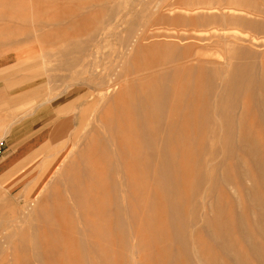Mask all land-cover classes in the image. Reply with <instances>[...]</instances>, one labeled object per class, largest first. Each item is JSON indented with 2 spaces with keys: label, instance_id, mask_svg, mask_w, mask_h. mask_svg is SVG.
Segmentation results:
<instances>
[{
  "label": "rangeland",
  "instance_id": "rangeland-1",
  "mask_svg": "<svg viewBox=\"0 0 264 264\" xmlns=\"http://www.w3.org/2000/svg\"><path fill=\"white\" fill-rule=\"evenodd\" d=\"M262 15L0 0V140L49 134L24 180L0 179V264H264V45L232 43L264 40Z\"/></svg>",
  "mask_w": 264,
  "mask_h": 264
},
{
  "label": "crops",
  "instance_id": "crops-1",
  "mask_svg": "<svg viewBox=\"0 0 264 264\" xmlns=\"http://www.w3.org/2000/svg\"><path fill=\"white\" fill-rule=\"evenodd\" d=\"M16 62L13 66L17 67L16 69H21L25 65L23 63H19L18 61L21 60L22 55H15ZM8 69H13L11 67H7L3 69L0 67V137L4 134V127L7 125V121L4 119L2 120V110H5V105L7 102V93L6 88L3 85H7L10 87V80L9 78H5L4 75L7 74ZM9 82V83H8ZM19 94V96H21ZM18 96V97H19ZM6 115V113H5ZM35 118L32 119V121ZM28 120V119H27ZM36 120V119H35ZM27 124H29L27 122ZM39 124H37L38 126ZM17 128V127H16ZM11 128V132L5 134L2 137L5 144V150L0 154V179L11 180L13 182L22 181L29 175V173L40 163V154L42 144L48 140L49 134L47 133H32L29 136H22L24 134V129L20 130ZM33 130V129H32ZM21 137L24 139L20 140ZM1 139V140H2ZM0 140V141H1ZM44 155V154H42ZM34 177V176H33ZM33 177L31 179H33ZM30 177L27 178V180Z\"/></svg>",
  "mask_w": 264,
  "mask_h": 264
},
{
  "label": "bare ground",
  "instance_id": "bare-ground-1",
  "mask_svg": "<svg viewBox=\"0 0 264 264\" xmlns=\"http://www.w3.org/2000/svg\"><path fill=\"white\" fill-rule=\"evenodd\" d=\"M202 3H203V2H202ZM224 3H225V2H224ZM230 3H231V1H230ZM204 4L206 5V1H205V3H203V5H204ZM220 4H221V2H220ZM200 5H201V4H200ZM205 5H204L203 7L200 6L201 8H197V7H198V6H197L195 9L193 8L192 10H193V12H194V10H197V13H200V15H203V16H206V17H207V16L211 17L210 15H214L213 13H218V12L220 13V14H218L220 17H221V15L224 16V14H225V7H222L224 4H223L221 7H216L217 5H216L215 7H214V6H206V7H205ZM226 5H227V4H226ZM191 6H192V5H191ZM191 6H190V7H191ZM224 6H225V5H224ZM232 6H233V5H232ZM232 6L230 5L229 7H232ZM235 6H236V5H235ZM235 6H233V7H235ZM185 7H186V6H185ZM193 7H194V6H193ZM186 8H188V7H186ZM186 8H185V10H187V11L189 12V8H188V9H186ZM191 8H192V7H191ZM181 9H183V8H181ZM241 9H243V8H241ZM241 9H231V8H228V7H227V8H226V11H229V10H230L231 13L235 12V14H238V13H239V15H241L242 12H243V14H245V13L248 12V11H247V12L245 11L246 9H245V10L243 9V11H242ZM260 9H261V8H260ZM170 10H171V9H170ZM170 10H169V11H170ZM183 10H184V9H183ZM183 10H182V11H183ZM185 10H184V11H185ZM231 10H232V11H231ZM253 10H254V9H253ZM257 10H258V9H257ZM261 10H262V9H261ZM177 11H178V10H177ZM182 11H180V12H182ZM262 11H263V10H262ZM262 11H260V12H262ZM171 12H172V10H171ZM190 12H191V10H190ZM190 12H189V13H190ZM184 13H185V12H184ZM186 13H187V12H186ZM191 14H192V12H191ZM195 14H196V13H195ZM227 14L229 15V13H227ZM233 14H234V13H233ZM243 14H242V15H243ZM252 14H253V12H252ZM254 14H256V12H255ZM258 14H259V13H258ZM185 15H186V14H185ZM245 16H246V18H247V16L249 17L250 15H245ZM262 16H264V15H262ZM262 16H261V17H262ZM239 17H240V16H239ZM239 17H238V18H239ZM223 18H224V17H223ZM255 18H257V16H255ZM232 19H233V18H232ZM239 19H240V18H239ZM247 19H248V18H247ZM221 21H222V19H221ZM225 21H226V20H225ZM212 28H213V27H212ZM223 30H224V29H223ZM230 30H231V29H230ZM225 31H226V30H225ZM225 31H224V32H225ZM240 31H241V30H240ZM214 32H215V30H214ZM227 32L229 33V31H227ZM62 33H63V32H62ZM197 33H198V32H197ZM197 33H196V34H197ZM199 34H200V33H199ZM213 34H214V33H213ZM219 34H220V33H219ZM229 35H230V34H229ZM232 35H233V34H232ZM232 35H231V36H232ZM238 35H239V34H238ZM204 36H205V35H203V37H204ZM231 36H230V37H231ZM226 37L229 38L228 35H227ZM228 38H227V39H228ZM232 38L235 39V40H237V42H236L235 40H233V42H232L233 44L235 43V46L238 45V44H237L238 41H239V43H240V41H241V44L243 45L242 42H245L246 40L248 41L247 43H248V45H250V46H254L253 44L264 45V40H262V38H261L260 41H259L258 39L253 38V37H250V38H252V39H245L246 37H245V38H241V37H239V36H237V35H233ZM232 38H231V39H232ZM223 39L227 40L225 37H224ZM263 39H264V38H263ZM177 40H179V39H177ZM225 40H224V41H225ZM222 41H223V40H222ZM227 41H228V40H227ZM247 43H246V44H247ZM241 44H240V46H242ZM230 45H231V46H230L231 48H232V47L235 48V46H232V44H230ZM226 46L229 47L228 45H226ZM226 46H225V47H226ZM240 46L238 45V47H240ZM230 47H229V48H230ZM246 47H247V46H246ZM249 48H250V47H249ZM219 50H220V49H219ZM227 51H228V50H227ZM234 51L236 52V49H234ZM235 52H233V53H235ZM217 53L220 54L221 52H217ZM219 54H218V55H219ZM194 55H195V54H194ZM202 55L204 56V54H202ZM216 55H217V54H216ZM218 55H217V56H218ZM222 56H224V55H222ZM222 56H221V57H222ZM225 56H226V54H225ZM227 56H228V55H227ZM239 57H240V56H239ZM204 58H205V57H204ZM229 58H230V57H229ZM224 59H225V58H224ZM192 60H193V59H192ZM214 61H215V60H214ZM226 61H227V60H226ZM218 62H219V61H218ZM220 62H221V61H220ZM223 62H224V61H223ZM228 66H229V65H228ZM177 73H178V72H177ZM225 74H226V73H225ZM251 78H252V76H251ZM83 79H84V78H83ZM249 79H250V78H249ZM250 80H251V79H250ZM220 81H221V80H220ZM245 82H246V81H245ZM113 83H115V82H113ZM237 83H238V81H237ZM241 84H242V83H241ZM247 84H248V83H247ZM263 84H264V83H263ZM263 84H262V85H263ZM106 85H107V84H106ZM243 85H245V84H243ZM109 86H113V89L109 88V89H111V91L114 90V85H113V84H112V85H109ZM109 86H108V87H109ZM240 86H241V85H240ZM106 88H107V87H106ZM115 89H116V88H115ZM262 89H264V85H263V87H261V90H259V91H260V92H261V91L264 92V90H262ZM104 90H106V89H104ZM104 90H102V91L105 92ZM107 91H109V90H107ZM247 91H248V90H247ZM259 91H258V92H259ZM109 92H110V91H109ZM96 94H97V93H96ZM103 94L106 95L105 93H103ZM107 94H108V93H107ZM104 95H102V96H104ZM259 95L261 96L260 93H259ZM109 96H110V95H109ZM109 96H108V97H109ZM260 96H259V97H260ZM99 97H100V96H99ZM261 97L263 98V96H261ZM197 99H198V98H197ZM259 99H260V98H258V100H259ZM263 99H264V98H263ZM260 100H261V99H260ZM147 101H148V100H147ZM256 103H257V102H256ZM119 105H120V104H119ZM95 107H96V106H95ZM96 110H98V109H96ZM243 111H244V110H243ZM93 113H94V112H93ZM241 115H242V114H241ZM94 117H95V114H94ZM95 118H96V117H95ZM194 118H196V117H194ZM95 120H96V119H95ZM95 123H96V122H95ZM92 124H93V123H92ZM88 125H89V124H88ZM89 127H90V126H89ZM222 127H223V126H222ZM178 128H179V127H178ZM231 145H232V144H231ZM233 146H234V145H233ZM249 148H250V147H249ZM226 149H227V148H226ZM254 151H255V150H254ZM81 152H82V150H81ZM83 153H84V152H83ZM79 155H80V154H79ZM83 155H85V154H83ZM81 157H82V156H81ZM85 157H86V156H85ZM85 161H86V160H85ZM246 168H247V167H246ZM213 172H214V171H213ZM213 172H212V173H213ZM263 178H264V176H263ZM225 179H226V177H225ZM261 181H263V180L261 179ZM210 183H211V182H210ZM252 183H253V182H252ZM228 187H229V186H228ZM241 200H242V199H241ZM259 203H260V202H259ZM238 206H239V205H238ZM260 206H262V205H260ZM250 207H251V206H250ZM261 209L263 210V214H264V208L261 207ZM254 218H255V217H254ZM206 219H207V218H206ZM205 223H206V222H205ZM206 227H207V226H206ZM258 228H259V227H258ZM255 248H257V247H255ZM230 251H231V250H230ZM196 254H197V253H196ZM200 262H201V261H200ZM205 264H206V263H205Z\"/></svg>",
  "mask_w": 264,
  "mask_h": 264
}]
</instances>
